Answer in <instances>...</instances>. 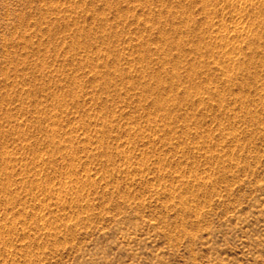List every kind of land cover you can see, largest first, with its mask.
I'll use <instances>...</instances> for the list:
<instances>
[{
    "label": "rangeland",
    "instance_id": "obj_1",
    "mask_svg": "<svg viewBox=\"0 0 264 264\" xmlns=\"http://www.w3.org/2000/svg\"><path fill=\"white\" fill-rule=\"evenodd\" d=\"M0 264H264V0H0Z\"/></svg>",
    "mask_w": 264,
    "mask_h": 264
}]
</instances>
